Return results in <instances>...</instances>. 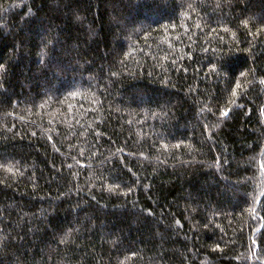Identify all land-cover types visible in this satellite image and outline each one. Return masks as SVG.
I'll return each instance as SVG.
<instances>
[{"label":"trees","instance_id":"16d2710c","mask_svg":"<svg viewBox=\"0 0 264 264\" xmlns=\"http://www.w3.org/2000/svg\"><path fill=\"white\" fill-rule=\"evenodd\" d=\"M0 264H264V0H0Z\"/></svg>","mask_w":264,"mask_h":264},{"label":"snow or ice","instance_id":"6c2138e0","mask_svg":"<svg viewBox=\"0 0 264 264\" xmlns=\"http://www.w3.org/2000/svg\"><path fill=\"white\" fill-rule=\"evenodd\" d=\"M227 113H225V115H226Z\"/></svg>","mask_w":264,"mask_h":264}]
</instances>
